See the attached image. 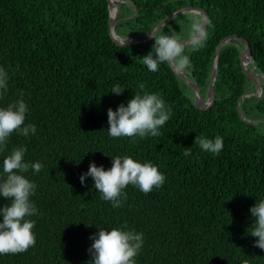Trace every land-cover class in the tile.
Instances as JSON below:
<instances>
[{
  "label": "trees",
  "instance_id": "16d2710c",
  "mask_svg": "<svg viewBox=\"0 0 264 264\" xmlns=\"http://www.w3.org/2000/svg\"><path fill=\"white\" fill-rule=\"evenodd\" d=\"M128 2L121 7L130 11H122L116 26L125 38L148 35L182 8L207 12L211 23L204 46L185 47L192 64L185 76L205 97L216 49L229 36L248 40V66L264 74V0ZM193 16L200 15H181L158 34L174 30L185 36L189 24L181 27V22ZM153 44L154 39L115 44L105 0H0V66L10 75L0 106L22 90L30 108L25 123L37 126L28 138L14 132L0 151V163L11 149L25 145V160L44 164L40 173L33 175L30 168L25 174L38 186L32 200L40 215L31 217L36 244L0 255V264H87L90 236L98 227L124 225L144 234L136 264H264V250L249 234L254 222L249 209L264 198V91L239 105L257 89L241 68L243 43L232 40L223 47L214 84L217 101L204 110L169 64L156 72L147 69L142 57ZM115 83L126 87L122 95L111 93ZM141 86L171 104L170 119L155 137L110 138L108 108L126 103ZM240 112L257 123L245 122ZM201 135L222 136L221 153L201 150L195 144ZM185 148L191 156L183 155ZM116 155L152 162L165 174V184L148 194L129 185L126 201L113 208L100 199L91 177L83 185L79 177L92 161L110 168ZM5 203L0 198V206Z\"/></svg>",
  "mask_w": 264,
  "mask_h": 264
},
{
  "label": "clouds",
  "instance_id": "9594fccd",
  "mask_svg": "<svg viewBox=\"0 0 264 264\" xmlns=\"http://www.w3.org/2000/svg\"><path fill=\"white\" fill-rule=\"evenodd\" d=\"M206 23L211 21L205 16H193L189 22L187 36L195 39L196 49L204 46L205 41L198 37L204 35ZM147 34L154 39V44L142 59L150 72L158 71L161 64H174L178 69L191 70L190 57L185 54V37L181 32L173 30L171 34H158L157 29H153ZM9 80V71L0 66V98L7 94ZM125 88L115 83L111 93L122 95ZM172 111L171 104L166 103L160 94L145 91L141 86L140 91H135L134 97L126 103H120L116 109L108 108L107 135L110 138L158 136ZM29 112L22 90L18 92V98L6 107L0 106V151L5 150L14 132L26 138L37 134L34 123H25ZM195 144L216 156L224 148V138L219 135L214 138L201 135L196 137ZM27 151L25 145L15 147L0 163V198L7 201L0 206V255L23 253L36 244L33 231L36 221L31 217L40 215L32 200L38 186L25 174L30 168L33 175L40 173L44 164L40 161H26ZM191 154V148H185L183 155ZM111 157L110 168L105 169L104 165L98 166L92 161L79 179L83 185L91 177L100 199L111 202L113 208L121 207L126 201L125 189L129 185L148 194L165 184V174L152 162H140L129 155ZM249 211L254 221L249 234L258 238L254 240V246L264 250V198H257ZM98 229L90 236L92 243L88 251L91 258L87 264H136L135 257L145 243L142 232L129 229L127 225Z\"/></svg>",
  "mask_w": 264,
  "mask_h": 264
},
{
  "label": "water",
  "instance_id": "95a60500",
  "mask_svg": "<svg viewBox=\"0 0 264 264\" xmlns=\"http://www.w3.org/2000/svg\"><path fill=\"white\" fill-rule=\"evenodd\" d=\"M105 1L107 3L108 10H109L110 36H111V39L113 40V42L115 44H117L120 47H126V46L145 43V42L153 40V38H151L149 35H146V36H143L140 38H131V39H127V38H124V37L118 35L116 33V26L118 25L119 22H121L120 21V17H121V13H122L121 3L118 1H116L115 3H110L108 0H105ZM114 6L117 9V13L115 14L114 17H112L111 11H112V7H114ZM184 14H196V15H200V16H205L209 19V16L204 9L199 8V7H186V8H182V9L172 13L170 16H168L162 22H160L156 26L155 29H157V31L159 33V31L166 24L170 23L171 21L175 20L176 18H178L179 16L184 15ZM207 27H208V23H206V25H205L204 35L198 37L199 39L202 40L204 38ZM115 35L120 38L119 41H117L115 39ZM232 40H238V41L243 43L244 53H243L242 58H241V68H242L243 73L251 80V82L257 88L254 93H249V94H245L244 96H242L240 101H239V105H240L242 99H244L246 97L259 99V98H261V96L263 94V91H264L263 90L264 74H258L254 70H250V68L248 66L249 61L252 60V50H251L250 43L248 42V40H246L242 36H238V35L229 36V37L223 39L216 49L213 69H212V73H211V77H210V81H209L208 94H207L208 96L207 97L204 96L200 87L198 86V84L194 80L186 78L185 72L183 70L178 69L174 64H169L173 73L180 80H182L189 88H191L194 91L195 98H196L195 99V105L202 110L209 109V108L213 107L217 101V93H216L214 84H215V80H216V77H217V74L219 71L220 56H221V52H222L223 47ZM194 44H195V39L185 40V47L192 46ZM239 105H238V110L240 111ZM240 115H241L242 119L247 123H251V124L257 123L255 121L253 122V121H250L247 118H245L241 114V112H240Z\"/></svg>",
  "mask_w": 264,
  "mask_h": 264
},
{
  "label": "rangeland",
  "instance_id": "374dc122",
  "mask_svg": "<svg viewBox=\"0 0 264 264\" xmlns=\"http://www.w3.org/2000/svg\"><path fill=\"white\" fill-rule=\"evenodd\" d=\"M117 1L120 2L121 4H124V5L127 4V3H129L128 0H117ZM121 9H122L123 13H126L129 10L128 8H122V7H121ZM190 20H191L190 17L189 18H185L183 20V22H181V27H183V26L185 27L187 24H189ZM185 32H186L185 33V36H184L185 37V40H188L189 39L188 36H187L188 31H185ZM118 35H120V36H122V37L125 38V34H123V30L120 31ZM127 39H131V38H127ZM183 71L186 72L185 70H183ZM262 126H263V129H264V124H262Z\"/></svg>",
  "mask_w": 264,
  "mask_h": 264
},
{
  "label": "bare ground",
  "instance_id": "6f19581e",
  "mask_svg": "<svg viewBox=\"0 0 264 264\" xmlns=\"http://www.w3.org/2000/svg\"><path fill=\"white\" fill-rule=\"evenodd\" d=\"M108 1H109L110 3H115L117 0H108ZM116 13H117V9H116V7L114 6V7H112V11H111V15H112V17H114ZM115 39H116L117 41L120 40V38H119L118 36H116V35H115Z\"/></svg>",
  "mask_w": 264,
  "mask_h": 264
}]
</instances>
